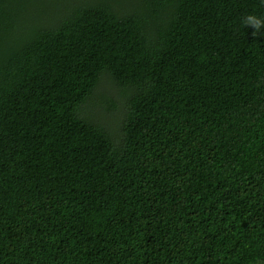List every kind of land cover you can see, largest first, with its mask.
<instances>
[{
	"label": "trees",
	"instance_id": "16d2710c",
	"mask_svg": "<svg viewBox=\"0 0 264 264\" xmlns=\"http://www.w3.org/2000/svg\"><path fill=\"white\" fill-rule=\"evenodd\" d=\"M264 0H0V264H264Z\"/></svg>",
	"mask_w": 264,
	"mask_h": 264
},
{
	"label": "clouds",
	"instance_id": "9594fccd",
	"mask_svg": "<svg viewBox=\"0 0 264 264\" xmlns=\"http://www.w3.org/2000/svg\"><path fill=\"white\" fill-rule=\"evenodd\" d=\"M242 24L246 27H251L255 31L253 35H260L264 32V18L258 17L255 14H248L242 18Z\"/></svg>",
	"mask_w": 264,
	"mask_h": 264
}]
</instances>
